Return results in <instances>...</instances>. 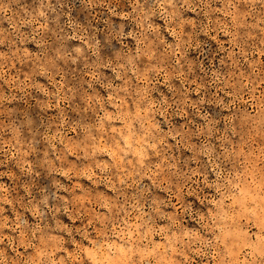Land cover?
<instances>
[{"label":"rangeland","instance_id":"374dc122","mask_svg":"<svg viewBox=\"0 0 264 264\" xmlns=\"http://www.w3.org/2000/svg\"><path fill=\"white\" fill-rule=\"evenodd\" d=\"M264 0H0V264H264Z\"/></svg>","mask_w":264,"mask_h":264},{"label":"snow or ice","instance_id":"6c2138e0","mask_svg":"<svg viewBox=\"0 0 264 264\" xmlns=\"http://www.w3.org/2000/svg\"><path fill=\"white\" fill-rule=\"evenodd\" d=\"M262 255H264V252H262Z\"/></svg>","mask_w":264,"mask_h":264}]
</instances>
